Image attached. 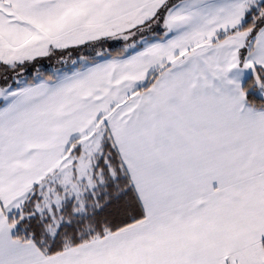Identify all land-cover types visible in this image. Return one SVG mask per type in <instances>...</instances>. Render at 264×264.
<instances>
[{
  "label": "snow or ice",
  "instance_id": "6c2138e0",
  "mask_svg": "<svg viewBox=\"0 0 264 264\" xmlns=\"http://www.w3.org/2000/svg\"><path fill=\"white\" fill-rule=\"evenodd\" d=\"M0 80V264H264V0H0Z\"/></svg>",
  "mask_w": 264,
  "mask_h": 264
},
{
  "label": "trees",
  "instance_id": "16d2710c",
  "mask_svg": "<svg viewBox=\"0 0 264 264\" xmlns=\"http://www.w3.org/2000/svg\"><path fill=\"white\" fill-rule=\"evenodd\" d=\"M101 51L102 50L99 48L95 50L89 48L83 51L71 50L69 54H65L63 56L53 55L50 57L39 58L37 61L33 62V64L26 65L23 70H18L21 74L16 78L20 80L21 85L25 81L31 83L34 76L36 75L35 69L37 67H40V74L45 77L51 75L54 72H67L70 69L78 68L82 65L83 61L81 60V57H87L89 60L93 58H95L97 61L103 60L100 56H97V53ZM103 51H109L108 45H105ZM117 51H119L117 46H114L111 49L113 55H115ZM14 75L15 74L9 73V79L7 83H12ZM4 83V80H0V86H2ZM13 87H16V85L13 84Z\"/></svg>",
  "mask_w": 264,
  "mask_h": 264
},
{
  "label": "crops",
  "instance_id": "0c3cea01",
  "mask_svg": "<svg viewBox=\"0 0 264 264\" xmlns=\"http://www.w3.org/2000/svg\"><path fill=\"white\" fill-rule=\"evenodd\" d=\"M98 62H103V60H100V61H98Z\"/></svg>",
  "mask_w": 264,
  "mask_h": 264
},
{
  "label": "rangeland",
  "instance_id": "374dc122",
  "mask_svg": "<svg viewBox=\"0 0 264 264\" xmlns=\"http://www.w3.org/2000/svg\"><path fill=\"white\" fill-rule=\"evenodd\" d=\"M40 68V67H39ZM42 68V67H41Z\"/></svg>",
  "mask_w": 264,
  "mask_h": 264
}]
</instances>
